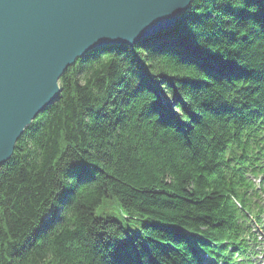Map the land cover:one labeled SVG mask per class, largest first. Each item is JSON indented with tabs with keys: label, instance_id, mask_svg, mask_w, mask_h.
I'll list each match as a JSON object with an SVG mask.
<instances>
[{
	"label": "trees",
	"instance_id": "16d2710c",
	"mask_svg": "<svg viewBox=\"0 0 264 264\" xmlns=\"http://www.w3.org/2000/svg\"><path fill=\"white\" fill-rule=\"evenodd\" d=\"M59 89L0 168V264L248 263L264 0H191L171 29L77 60Z\"/></svg>",
	"mask_w": 264,
	"mask_h": 264
},
{
	"label": "water",
	"instance_id": "95a60500",
	"mask_svg": "<svg viewBox=\"0 0 264 264\" xmlns=\"http://www.w3.org/2000/svg\"><path fill=\"white\" fill-rule=\"evenodd\" d=\"M191 0H0V168L58 100L59 80L94 49L171 29Z\"/></svg>",
	"mask_w": 264,
	"mask_h": 264
},
{
	"label": "rangeland",
	"instance_id": "374dc122",
	"mask_svg": "<svg viewBox=\"0 0 264 264\" xmlns=\"http://www.w3.org/2000/svg\"><path fill=\"white\" fill-rule=\"evenodd\" d=\"M263 251H264V248H263Z\"/></svg>",
	"mask_w": 264,
	"mask_h": 264
}]
</instances>
